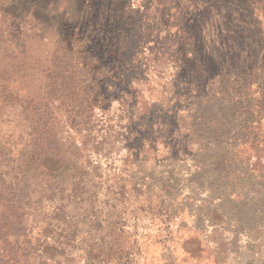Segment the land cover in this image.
<instances>
[{
	"label": "rangeland",
	"instance_id": "rangeland-1",
	"mask_svg": "<svg viewBox=\"0 0 264 264\" xmlns=\"http://www.w3.org/2000/svg\"><path fill=\"white\" fill-rule=\"evenodd\" d=\"M0 264H264V0H0Z\"/></svg>",
	"mask_w": 264,
	"mask_h": 264
},
{
	"label": "trees",
	"instance_id": "trees-1",
	"mask_svg": "<svg viewBox=\"0 0 264 264\" xmlns=\"http://www.w3.org/2000/svg\"><path fill=\"white\" fill-rule=\"evenodd\" d=\"M73 152V151H72ZM76 155V154H75ZM68 160H67V167L68 170L75 168V165L78 163L77 158L75 156H68ZM21 157H19L20 160ZM47 158H48V152H44V153H40V150L37 149L34 151V153L30 154L29 156H26L24 159V161L26 162V166L27 168H29V170L33 169H38L39 167H35V164L38 162L39 166L41 165V161H43V163L47 162ZM26 177V175H23L21 177V179H24ZM80 178H73V182L71 183L73 185V183L75 184ZM63 207L62 205H58L54 208V212L56 215H58L61 211H62ZM59 217V216H58ZM58 219V218H56ZM54 241L53 244H55V238L52 239ZM8 263V262H7Z\"/></svg>",
	"mask_w": 264,
	"mask_h": 264
}]
</instances>
